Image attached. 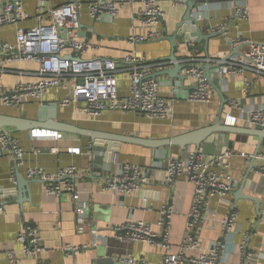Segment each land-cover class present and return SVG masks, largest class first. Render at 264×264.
Returning a JSON list of instances; mask_svg holds the SVG:
<instances>
[{"label":"crops","instance_id":"0c3cea01","mask_svg":"<svg viewBox=\"0 0 264 264\" xmlns=\"http://www.w3.org/2000/svg\"><path fill=\"white\" fill-rule=\"evenodd\" d=\"M8 1L10 0H0V4ZM20 1L29 18L17 25L0 28L2 42L14 43L18 29L25 31L39 24H49V11L66 2ZM78 1L81 5L79 37L88 41L89 45V50L82 55L83 59L119 61L134 51L143 58L145 64L151 66L152 74L168 68L165 67L166 63L155 61L169 55L170 43L166 38L175 34L185 14V5L178 4L176 0H158L164 13L163 20L154 29H148L133 20L139 8L138 4L121 7L114 18L104 17L94 21L89 17L86 5L95 0ZM201 3H204L203 13L197 23L202 32L210 33L215 27L225 28L227 32L225 36L209 40L208 59L201 55L203 59L200 66L220 63L229 56L232 42L235 41L264 45V0H245L249 11L245 20L231 17L235 0H203ZM201 3H197L196 7ZM148 31L157 32L158 38L134 45L129 42L130 38L145 36ZM244 49L245 46L239 47L238 53ZM0 70L3 71L0 73L1 95L20 81H35L39 65L34 62L5 63L4 56H0ZM201 72L205 78V72ZM208 77L219 90L208 83L207 103L188 101L186 89L196 84L194 78L185 84V90L172 87L167 76L156 79L160 95L167 99L172 108V114L166 120H150L139 112L110 111L104 112L98 118H89L77 111L82 103L70 106L61 104L64 98L71 95L68 80L63 81L61 88L48 90L41 100L27 101L19 109L0 103V115L36 121L41 111L44 122L50 121L49 118L53 115L55 122L82 130L150 141H161L211 127L217 124L219 119L234 129H254L247 120L252 108L257 109L264 105V76L256 77L253 73H247V90L240 77L219 76L213 70H209ZM129 84L127 73L120 72L116 77V88L121 97L129 95ZM221 96L225 99L223 107ZM229 101H236L240 110L231 108ZM228 118H235L236 123H227ZM45 127L27 132L6 129L8 136L18 141L24 156L22 164L15 170L13 156L8 153L0 155V205L4 209L3 213H0V264H11L6 257V251L15 254L18 259L16 264H130L123 262L125 259L135 264H160L163 257L161 247L144 242L121 244L114 239L108 228L143 221L159 232L157 222L163 205L173 211L169 237L173 248H178L185 231L193 186L184 178L171 184L165 183L164 169L168 160L181 157L193 147L182 151L174 147L164 148L169 150V158L163 160L160 155L159 159L154 161L152 149L132 143L112 144V148L116 147L118 153L113 155L110 163H102L106 165V169L91 174L92 158L108 155L107 142L93 143L88 137ZM43 132L61 134V139L41 136ZM256 142L255 138L243 134L226 135L220 142L218 135L214 134L200 146L208 158L220 154L222 148H227L233 153L227 172L232 179V193L228 202L210 199L207 208L208 212L214 211L219 217L234 210L237 213V221L234 231L226 239L219 223L209 216L196 230L198 249L188 252V257H196L199 252L209 251L217 242H222L224 247L220 251L217 264H240L242 246L247 255H256L254 259L247 260V264H264V259L257 257L264 243V181L258 173L259 168L264 165V139L259 150V155L263 158L258 157L253 162L254 169L249 171ZM53 148L59 150L57 154L51 152ZM125 164L140 167L146 183L128 196L102 191V186L116 173V165ZM70 166L78 171L74 180L75 192L57 199L46 195L45 184L37 180L28 183L25 192L23 187L19 191L17 179L15 182L12 180L13 172L26 184L28 170L37 169L53 174ZM250 198L259 201L258 209ZM79 219L81 233L77 231ZM23 224L39 228L44 251L35 258L23 255L20 245L16 242V235ZM66 246L77 247L78 251L66 256L63 252Z\"/></svg>","mask_w":264,"mask_h":264},{"label":"built area","instance_id":"2783aa9c","mask_svg":"<svg viewBox=\"0 0 264 264\" xmlns=\"http://www.w3.org/2000/svg\"><path fill=\"white\" fill-rule=\"evenodd\" d=\"M183 5L186 0H176ZM138 4L135 21L148 29H154L163 20L164 13L158 0H95L86 5L89 17L96 21L103 16L114 18L119 9L125 5ZM80 10L78 0H66L65 4L49 11L50 21L47 25H37L25 31L18 29L14 43L0 41V56H4L5 63L31 62L38 63L37 79L33 82H18L0 95L3 106L19 109L27 101H39L50 89L62 87L63 81L68 80L71 95L61 102L63 106L82 103L77 111L95 119L104 112H139L150 120H166L172 114V108L167 99L160 95L159 83L152 78V68L143 62V58L134 51L125 55L119 61L105 59H83L89 50L88 41L79 37ZM248 8L245 0H235V7L231 17L245 20L248 17ZM29 18L23 10L20 0H10L0 4V28L17 25ZM38 19L40 17L38 16ZM215 27L211 32L222 31ZM158 33L148 31L145 36H136L129 39L134 45L156 40ZM245 46L242 52L234 55L221 67V76L240 77L244 86H249L247 73L256 77L264 76V45L249 41L232 42V50ZM187 61V60H185ZM126 72L129 77V95L121 97L116 88V77L120 72ZM3 71L0 70V73ZM188 73L196 79V89L187 93L190 102L207 103L209 101V85L202 72L195 74L194 70ZM245 90V91H246ZM231 108L240 110L236 101H229ZM253 127L264 129V105L261 108L251 109L247 120ZM227 123H236L235 118H228ZM41 136L61 139V134L43 132ZM1 151L11 154L18 167L22 164L24 151L16 139L6 134L0 136ZM57 148L51 149L58 153ZM38 152V151H37ZM74 152V150H73ZM233 153L222 148L220 154L206 157L200 148H191L177 159L166 162L163 181L167 184L184 178L193 186L192 200L187 215L183 239L177 249L170 242V226L173 215L172 209L163 205L157 222L159 232L154 231L143 221H134L108 228L114 239L121 244L144 242L162 248L163 257L160 264H217L220 251L224 244L217 242L209 251L199 252L196 257L186 254L198 249L196 238L197 228L205 223L209 216L215 219L228 239L237 221V213L231 210L226 216L219 217L216 212H208V201L217 199L227 203L232 193V179L228 175L229 161ZM259 158L263 156L259 155ZM257 157V158H258ZM117 164V163H116ZM120 166V168H118ZM117 171L102 186V191L128 196L138 191L146 180L138 166L129 164L116 165ZM264 181V165L258 170ZM78 176L75 167L70 166L57 170L53 174L41 170L31 169L26 173L28 180H38L45 184V194L54 198H61L75 192L74 180ZM13 180V177H12ZM4 209L0 205V213ZM78 233H81V220L79 219ZM16 242L20 245L23 255L35 258L44 251L39 234V228L31 224H23L16 235ZM241 247L242 260L240 264H247V260L254 259L256 255H247ZM78 251L77 247L63 248L65 255ZM257 257L264 259L263 249ZM6 257L11 264L18 262L11 251H6ZM125 263L135 264L129 259ZM40 264V263H37Z\"/></svg>","mask_w":264,"mask_h":264},{"label":"water","instance_id":"95a60500","mask_svg":"<svg viewBox=\"0 0 264 264\" xmlns=\"http://www.w3.org/2000/svg\"><path fill=\"white\" fill-rule=\"evenodd\" d=\"M202 1L203 0H186V3L183 4L186 7L185 14L182 17L181 22L178 24L175 34L172 37L166 38L170 43L169 55L166 58H162L159 61H155V63H166L165 67L168 68L163 69L160 72L153 73L151 75L152 78L157 79L161 76H167L170 80L169 82L172 87L182 88L183 90H185V84L189 82V80L193 79V75L188 73V71L194 70L195 74L204 71L206 78L205 80L210 83L211 86H213L217 91L219 90V87L215 86L214 83L209 79V70H213L217 75L220 76L221 67L228 62L230 57L238 53L239 47H236L235 49L230 51L229 56L223 59L220 63H207L206 66H200L201 61L203 59L201 55H203L204 58L208 59L207 44L209 40L222 35L225 36L227 32V29L225 28H223V30L219 32H210L205 34L202 32L197 23L198 19L201 18V15L203 13L202 6L204 5V3L202 4ZM197 3L201 4L196 7ZM104 17L108 18V16H103L102 18ZM87 39H89V36L87 37ZM202 43H204L203 46ZM229 44L231 46V41H229ZM195 89L196 86L194 85L190 88H187L186 91L190 92L194 91ZM221 101L223 107L225 99L222 96ZM54 119L55 117L52 115L49 118L50 121L44 122L43 113L41 111L36 121H30L25 118L7 117L0 115V134L8 135L6 131V129L8 128H13L16 132H27L31 130L41 129V126H46L45 128L48 127L49 129H56L60 132L88 137L93 143L106 141L107 146L109 147V153L103 158H92L91 174L99 173L100 169H106V165H103L102 163H110L113 158V155L115 156L116 153H118V149L116 147L112 148V144L118 145L121 143H132L152 149V158L154 161H157L160 155H162L163 160H167L169 158V150L164 148L174 147L179 149L180 151L190 147L200 148V146L214 134L218 135L220 142L226 137V135L231 134H243L246 137L255 138L257 141V145L254 150V153L251 155L252 162L249 170L251 171V169H254L253 162L257 159L259 155L261 141L264 139V129L259 126H256L254 129H234L231 126L226 125L225 122L221 121L220 119L214 126L202 128L193 132H189L177 137H172L161 141L140 140L116 135L100 134L92 131L82 130L67 124L58 123L55 122ZM158 151H161V153H157ZM0 155L3 156V152L1 150ZM118 168H120V166H118ZM17 169V166H15V170ZM16 179L19 191L21 190V187H23L24 192L28 189V183L35 181V179L27 180L25 184V181L22 178L18 177L17 173L15 176V173L13 172V182H15ZM19 194H21V192H19ZM249 200L253 201L258 209L259 201L253 198H250ZM257 214H259L258 211Z\"/></svg>","mask_w":264,"mask_h":264}]
</instances>
